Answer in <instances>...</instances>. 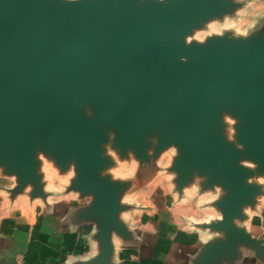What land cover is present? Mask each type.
<instances>
[{
  "label": "water",
  "instance_id": "obj_1",
  "mask_svg": "<svg viewBox=\"0 0 264 264\" xmlns=\"http://www.w3.org/2000/svg\"><path fill=\"white\" fill-rule=\"evenodd\" d=\"M243 0H0V198L51 199L66 190L91 195L102 251L121 223V194L154 174L178 190L218 187L220 233L196 264L232 259L239 245L264 255V238L237 221L264 197V23L251 37L185 45L190 24ZM94 105L86 117L78 103ZM233 110L231 137L219 115ZM111 146L137 165L128 177L110 169ZM231 141H228V140ZM227 140V141H226ZM176 154L166 165L167 148ZM72 173L56 196L46 190L39 156ZM251 163L252 165H247ZM46 173L51 170L45 168ZM122 170L116 169L115 174Z\"/></svg>",
  "mask_w": 264,
  "mask_h": 264
},
{
  "label": "crops",
  "instance_id": "obj_2",
  "mask_svg": "<svg viewBox=\"0 0 264 264\" xmlns=\"http://www.w3.org/2000/svg\"><path fill=\"white\" fill-rule=\"evenodd\" d=\"M161 172L136 177L121 194V226L111 232V252L102 261L96 260L102 251L97 220L87 214L91 195L66 190L51 199L25 193L0 199V264H196L220 237L205 225L221 218L214 205L221 191L197 181L178 190ZM155 188L162 191L160 205L151 198ZM244 213L237 224L264 238V197ZM210 264H264V255L239 245L232 259Z\"/></svg>",
  "mask_w": 264,
  "mask_h": 264
},
{
  "label": "rangeland",
  "instance_id": "obj_3",
  "mask_svg": "<svg viewBox=\"0 0 264 264\" xmlns=\"http://www.w3.org/2000/svg\"><path fill=\"white\" fill-rule=\"evenodd\" d=\"M62 1H76V0H62ZM145 0H140L143 2ZM165 1V0H158ZM264 23V0H243V4L235 8H231L228 11L216 12L212 15L204 17L201 20L190 24L188 28L182 33L181 39L185 45L198 44L200 46H205L207 42L213 38H224L225 36H231L236 38H246L251 37L256 33L262 24ZM78 103L81 106L82 113L84 112L86 117L94 118L97 114V110L94 105L81 100ZM223 112L219 115V121L223 129V135L231 137L235 133V124L237 122L236 115L233 110ZM103 129L107 128L103 124H99ZM111 132V139L109 140L108 154L114 160V166L111 167L110 172L115 177H128L133 172V169L137 165V161L129 154L128 159H121L117 154L115 148L111 146L113 142V132L114 128L106 129ZM228 140V139H227ZM226 140V141H227ZM231 141V140H228ZM176 154V149L174 146L167 148L163 154L165 162H161L162 165H166L170 162V159ZM41 167L40 171L43 174V179L45 183V188L47 191L56 196L63 188L68 184L72 173H60L53 161L47 156H39ZM247 165H252L251 163H246ZM47 170H51V173H46ZM116 169L122 170L120 173L115 174ZM0 179L3 184L9 186L13 182V178L4 176L0 172ZM257 182L264 186V175H258ZM5 186V187H7ZM5 187H0L1 195L5 193ZM6 194V193H5ZM151 198L159 205L162 202V191L160 188H155L153 190ZM1 199V198H0Z\"/></svg>",
  "mask_w": 264,
  "mask_h": 264
}]
</instances>
